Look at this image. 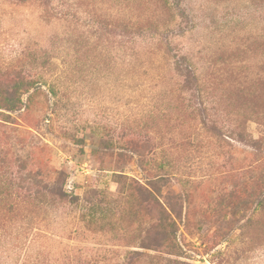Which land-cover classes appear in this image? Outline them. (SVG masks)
Returning a JSON list of instances; mask_svg holds the SVG:
<instances>
[{
  "label": "rangeland",
  "instance_id": "rangeland-1",
  "mask_svg": "<svg viewBox=\"0 0 264 264\" xmlns=\"http://www.w3.org/2000/svg\"><path fill=\"white\" fill-rule=\"evenodd\" d=\"M29 64L42 83L0 102V264L161 255L129 185L160 170L172 259L264 264V0H0V86ZM29 170L66 201L26 197Z\"/></svg>",
  "mask_w": 264,
  "mask_h": 264
},
{
  "label": "trees",
  "instance_id": "trees-1",
  "mask_svg": "<svg viewBox=\"0 0 264 264\" xmlns=\"http://www.w3.org/2000/svg\"><path fill=\"white\" fill-rule=\"evenodd\" d=\"M30 69L19 68L13 72L14 76L4 82L0 86V102L8 110L19 109L21 105V97L23 94L33 90L35 86L42 83V76L33 73L31 64ZM32 69V71H31ZM185 81L197 82V76L193 70L186 69L185 74H182ZM199 97L202 96V91L198 88ZM210 124V123H209ZM215 122L212 121L210 128L216 130ZM192 145L186 142V146ZM169 167V164H166ZM160 175H155L145 183H139L136 180H131L130 186L138 192L144 202L149 206L147 220L145 224V235L139 240V248L154 251L158 254H143L138 251L128 253L127 264H147L153 260L160 261L163 264H185L171 257H180L183 252L176 240V222L175 208L181 200L180 194L174 193L171 190L165 189L168 183L170 174L160 170ZM57 178L53 182H43L40 180L39 172L27 171L26 177L28 182L20 185L19 188L24 191L26 197L38 195L43 192L48 194L51 204L63 203L68 198L62 187L57 185L58 178L62 177V172L57 173ZM165 189L164 191H162ZM73 198L67 200L68 203H73ZM91 202H89L90 204ZM177 217V214H176ZM147 261V262H145Z\"/></svg>",
  "mask_w": 264,
  "mask_h": 264
}]
</instances>
